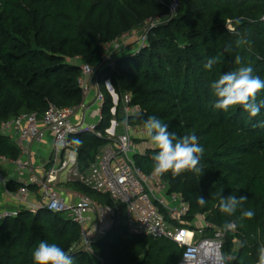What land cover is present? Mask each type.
Wrapping results in <instances>:
<instances>
[{
    "label": "trees",
    "instance_id": "obj_1",
    "mask_svg": "<svg viewBox=\"0 0 264 264\" xmlns=\"http://www.w3.org/2000/svg\"><path fill=\"white\" fill-rule=\"evenodd\" d=\"M178 2V13L170 18L167 5L158 0H0V128L24 114L42 116L50 104L78 106L79 58L96 69L99 82L109 80L120 98L130 94L142 108L143 113L130 120L132 126L155 116L177 136L198 137L204 150L198 165L203 174L186 171L163 177L171 192L189 204L190 225L197 217L221 230L228 221L237 225L227 233L223 247V254L233 257L231 264H257L258 249L264 246V108L256 117L240 106L214 109L210 85L238 67L237 56L264 79V0ZM152 18L165 21L149 33L146 48L124 53L114 67L103 63V45L140 30ZM214 56L218 62L205 69L206 60ZM261 99L264 90L257 95ZM111 101L108 97L103 116ZM110 120L105 124L104 117L99 128L104 130ZM72 140L83 169L107 143L90 134ZM19 154L0 130V157L16 160ZM154 154L152 149L135 157L146 174L153 173ZM66 186L114 205L109 195L80 182ZM9 187L16 190L18 185ZM232 194L247 200L227 216L218 205L221 196ZM198 196L207 200L205 206L198 205ZM245 210L254 211V217H242ZM41 241L70 250L74 264H95L90 254L76 249L81 242L78 226L46 211H22L17 218L0 220V264H33L32 253ZM93 250L104 264H178L185 249L167 238L131 235L119 222Z\"/></svg>",
    "mask_w": 264,
    "mask_h": 264
},
{
    "label": "built area",
    "instance_id": "obj_2",
    "mask_svg": "<svg viewBox=\"0 0 264 264\" xmlns=\"http://www.w3.org/2000/svg\"><path fill=\"white\" fill-rule=\"evenodd\" d=\"M158 1L167 5L170 18L177 15L178 0ZM164 21L152 18L140 30L103 45V63L114 67L116 59L124 53L146 48L149 33ZM75 63L81 69L82 102L78 106L59 108L50 104L42 116L24 114L1 124V134L14 143L20 154L16 160L0 157L2 198L14 199L18 204L14 209H0V220L17 218L22 211L33 215L40 211L62 214L80 228L81 242L76 249L90 254L95 264H104V261L94 252L93 244L122 220L131 235L167 238L183 247L178 264H231L233 257L224 255L223 247L227 233L233 231L217 229L204 218L200 228L194 223L190 225L187 221L190 207L182 195L171 192L163 176L146 174L137 166L135 157L141 154L136 142L148 144L145 153L153 149L143 135V125L130 124L132 118L143 113L142 108L134 104L130 94L120 98L111 82L106 81L105 88L112 100V119L101 130L107 99L95 78L96 69L79 58ZM81 134L107 140L94 161L84 169L72 141ZM48 135L53 138L50 157L46 163L37 162L34 148L42 145ZM5 164L10 165V174L2 169ZM62 174H67L65 183L80 182L100 194H107L114 205L99 203L62 185L59 182ZM12 183L18 185L16 190L9 187Z\"/></svg>",
    "mask_w": 264,
    "mask_h": 264
},
{
    "label": "clouds",
    "instance_id": "obj_3",
    "mask_svg": "<svg viewBox=\"0 0 264 264\" xmlns=\"http://www.w3.org/2000/svg\"><path fill=\"white\" fill-rule=\"evenodd\" d=\"M239 23V21H237ZM238 43H246L244 40ZM218 62V56L208 58L204 63V68L211 70ZM235 63L238 67L235 70L224 72L210 85L212 95L215 97L214 109L228 111L234 106H240L251 117H256L264 108V99L257 100V95L264 90V79L254 74L251 63L242 62V58L237 56ZM143 135L147 138L155 150V154L150 157L153 161V174L161 177L166 173H171L173 177L183 172H194L201 176L203 169L198 167L204 154L202 146L198 142V137L193 134L177 136L173 131H169V126L155 116H149L143 122ZM247 200L246 196L237 197L236 194L228 197L221 196L219 210L227 216H232L237 207ZM197 203L205 206L207 200L197 197ZM255 213L252 210L242 212V217L252 219ZM237 225L228 221L224 224L225 231H235ZM33 264H74L70 250L66 251L56 243L47 241L39 242L32 253ZM257 264H264V246L258 249Z\"/></svg>",
    "mask_w": 264,
    "mask_h": 264
},
{
    "label": "crops",
    "instance_id": "obj_4",
    "mask_svg": "<svg viewBox=\"0 0 264 264\" xmlns=\"http://www.w3.org/2000/svg\"><path fill=\"white\" fill-rule=\"evenodd\" d=\"M52 145H53V138L51 135H48L45 142L42 145L34 148L35 157H36L37 162L46 163L47 159L50 157ZM2 169H4V172L7 174H10V172L12 171L9 164L3 165ZM59 182L62 185H66L65 179L63 180L59 177ZM1 193H2V190L0 189V209H2L3 207L9 208V209H14L18 207V204L14 199L8 200L5 198H2Z\"/></svg>",
    "mask_w": 264,
    "mask_h": 264
},
{
    "label": "rangeland",
    "instance_id": "obj_5",
    "mask_svg": "<svg viewBox=\"0 0 264 264\" xmlns=\"http://www.w3.org/2000/svg\"><path fill=\"white\" fill-rule=\"evenodd\" d=\"M135 46H133L132 48H134ZM108 81V80H107ZM105 83H106V80L105 79H100V84H101V86H102V88H103V92L105 93V95H106V97H107V99H108V97H110V95L108 94V92H107V90H106V88H105ZM110 99H111V97H110ZM106 104V103H105ZM111 104H112V101L110 102V103H108V107H106V112L104 113V117H105V124H107V122H109V120H110V109H109V106H111ZM107 125H105V127H106ZM73 141V140H72ZM75 144V143H74ZM136 144H137V149L140 151V154L142 155V154H144L145 153V151L148 149V144L147 143H144V142H139V141H137L136 142ZM66 177H67V174H62V175H60V178L61 179H66ZM202 218L203 217H197V219L194 221V225H195V227H197V228H200L201 226H202V224H203V220H202ZM121 223L123 224V225H125V222H124V220H122L121 221ZM79 228V227H78ZM79 230H80V228H79Z\"/></svg>",
    "mask_w": 264,
    "mask_h": 264
}]
</instances>
